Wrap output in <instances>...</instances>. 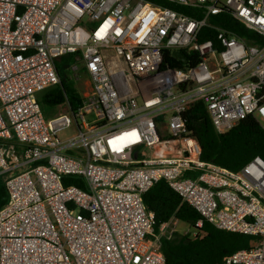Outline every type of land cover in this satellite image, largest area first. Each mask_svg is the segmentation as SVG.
I'll return each mask as SVG.
<instances>
[{
  "label": "built area",
  "instance_id": "built-area-1",
  "mask_svg": "<svg viewBox=\"0 0 264 264\" xmlns=\"http://www.w3.org/2000/svg\"><path fill=\"white\" fill-rule=\"evenodd\" d=\"M164 1L201 17L146 0H0V264H166L178 221L156 228L143 203L161 180L215 228L255 238L221 264H264V159L202 161L184 120L203 102L219 134L248 117L264 131V42L212 22L228 13L264 40V0ZM166 50L196 62L173 68ZM69 54L90 90L45 118L38 96Z\"/></svg>",
  "mask_w": 264,
  "mask_h": 264
},
{
  "label": "trees",
  "instance_id": "trees-1",
  "mask_svg": "<svg viewBox=\"0 0 264 264\" xmlns=\"http://www.w3.org/2000/svg\"><path fill=\"white\" fill-rule=\"evenodd\" d=\"M153 4L180 11L188 16L199 18L201 15L193 8L180 6L164 0H146ZM212 22L230 30L248 43H263L262 37L248 30L234 20L228 13L213 17ZM215 38V32L205 29L200 40ZM187 63L184 65L165 51L163 63L173 68H184L196 62L197 56L181 50ZM75 54L62 57L57 65L60 84L44 90L38 96V103L46 107L68 104L71 110L77 109L82 102L80 94L72 86L62 80L61 70H66L75 63ZM184 120L187 129L197 140L202 161L226 168L239 170L251 158L260 156L264 159V131L251 117L241 120L228 132L219 134L214 129L203 102H196L185 111ZM64 185H77L85 188L82 180L67 177ZM7 198L2 178L0 177V208ZM143 203L147 210L154 214L155 227L169 221L171 218L186 224L193 233L181 235L174 233L170 239H162L160 251L166 264H221L225 258L234 252L248 249L255 238L243 234L224 231L215 228L207 222L193 207L183 202L165 181L157 182L143 195ZM201 222V226L196 223Z\"/></svg>",
  "mask_w": 264,
  "mask_h": 264
},
{
  "label": "rangeland",
  "instance_id": "rangeland-1",
  "mask_svg": "<svg viewBox=\"0 0 264 264\" xmlns=\"http://www.w3.org/2000/svg\"><path fill=\"white\" fill-rule=\"evenodd\" d=\"M77 71L80 73L79 80H75L71 78V72L66 71L64 69H60L62 80L66 83L70 84L74 90H76L79 94L86 93L90 90L89 86L87 85V82H89V78L83 73L82 65L80 61L76 62ZM70 67V66H69ZM42 114L45 118H51L56 115H58L61 112H65L67 110V106H55V107H46L42 104L40 105ZM70 130L65 131L64 133L67 135ZM176 229L179 232V234L186 233L193 236L192 230L184 223L178 222L176 225Z\"/></svg>",
  "mask_w": 264,
  "mask_h": 264
},
{
  "label": "water",
  "instance_id": "water-1",
  "mask_svg": "<svg viewBox=\"0 0 264 264\" xmlns=\"http://www.w3.org/2000/svg\"><path fill=\"white\" fill-rule=\"evenodd\" d=\"M172 54H173L175 57L179 58V60H180L181 62H183V63L185 62V58H184V56H182V54H181L180 51H173Z\"/></svg>",
  "mask_w": 264,
  "mask_h": 264
}]
</instances>
